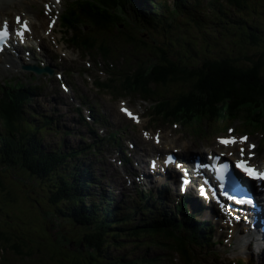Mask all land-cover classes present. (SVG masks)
<instances>
[{"label":"rangeland","instance_id":"374dc122","mask_svg":"<svg viewBox=\"0 0 264 264\" xmlns=\"http://www.w3.org/2000/svg\"><path fill=\"white\" fill-rule=\"evenodd\" d=\"M67 1L68 0H63V6L58 9L60 12L55 11V15L53 14V17L59 15V19L58 23H56L57 28L55 29V33L57 34L55 35V33H51L50 41L58 50L60 47L67 46L61 43V40L63 39L62 31H66L67 29L65 30L64 26L60 27L62 20L61 15L63 13L62 11ZM196 3L197 2L195 0H189L186 5L190 7L191 5H196ZM203 11H205V9H203ZM260 12L264 13L263 10L259 11V13L255 15L256 20L260 17ZM192 13V9L185 13L184 16H179V13L173 12V14H169L167 11H163V15L166 16V18L161 17V14H158L159 16L154 17L157 18L159 22L156 20H152V22L149 23V26L144 27V29L147 30L143 31L145 32L142 35L143 39H145V41L147 42H150L151 40H154V43L158 42V44L161 45L162 49H164V51L168 55H171V53L175 52L176 54L172 56V60L176 64L187 66H199L196 65L197 61L199 60L197 51H204L207 55L211 54L213 56H219L218 54H220L226 57L233 58L238 57V55L242 56V54L238 51H241L242 53L248 54V56L251 55L253 57H256L257 54L262 52V49L264 48V27L263 29H257L256 32L261 33V41H259L258 44H255L254 42L252 43L244 37L240 36L238 32L234 31L233 29L231 31V29L222 28L221 26H218L217 24H214L212 22L209 25V20L206 19L205 22L208 25H205L207 27L205 31L212 30L210 27L216 28L215 30L208 32L210 36L206 42V40L202 36L203 34H205V32L188 22V19H190V15ZM195 13L196 18L202 19L204 17V12L199 13L196 11ZM51 17H49V21L52 24H55L56 21ZM232 18H235V16H232ZM73 20L75 21V19ZM133 25L137 27V23L133 22ZM221 25L223 26L224 24ZM79 30L80 29L76 28L74 33L77 34ZM222 34L227 36L229 34H232L235 38H237V41L233 42L231 38H227ZM218 35H220V38L218 39L219 42L217 40ZM55 39H57V41ZM180 39L186 42V46H184V48L181 50L179 48ZM56 42L59 44H57ZM172 43L173 45H176L175 47L173 46V48H167L165 45H172ZM189 45H191L192 48ZM75 46L76 47L74 48H76L77 51H69L70 57L76 58L77 55L87 57L84 53L89 49V45L85 46V43L83 41L79 44H75ZM188 47H190V51L192 53L191 55L189 54ZM212 48H214L215 53L218 54L211 53L214 52L210 50ZM176 49L179 50L180 54L175 51ZM129 54L130 56L127 57V59L130 60H132L131 57L137 59L136 56L146 58L148 55H150L149 46L139 45L137 51L133 50L132 46ZM108 56L109 55L107 54L106 59H108ZM117 57H121V55L118 54ZM242 61L244 62L243 59ZM125 62L126 58H123L120 62H118L121 69L125 68ZM78 68H81V66H79ZM87 74H91V72H81L80 75L67 76V79L69 80L72 87L77 91V95H80L86 101H90L89 105H92L93 103V105H95L97 109L105 111L103 113L106 117L105 120L107 121V125H116L113 128L109 126V128L106 130V133L112 131L119 133V130L124 132L123 138L120 140L119 145H110L108 142L103 141L100 146L101 153H98V155L90 154L84 156L86 160L92 159V161L94 162V176L103 187V190L105 192L111 193L113 207H118L119 209L123 210V212H126L129 208L132 209L140 201L139 204L141 205V210L144 212H140V215H149L150 210L148 208L150 205H152V207L150 208H153L154 206L155 211L158 209L162 210L157 216L151 218L152 221L150 225L155 230H162L156 224L166 222L163 215L165 210L168 211V215L171 218H174L177 221L188 222L186 215L190 214L189 210L190 212L194 211L193 209H191L193 205H185L183 210L186 214L181 217L180 213H173L172 207H175V194L173 191L168 192L167 190H165V188H161L162 180L153 185L152 183H141V180H139V178L134 177V175L137 174L136 172H142L141 166H143V171L146 174H149L148 159L154 155V151H152V148L154 147V140L153 137H150V139H146V131L152 134L156 132L160 136L168 135L171 138L176 139L182 146L191 145L192 150L201 151L202 144L211 146L215 141V137L227 135L225 134V130L223 127L224 125H222L221 128H218L219 132L217 133H207L206 135L208 136V138L193 135L199 132L197 125H195L196 127H189L190 132L188 131V129L184 128V133L179 134V130L182 129L180 126H174L173 123H168L166 125L164 124V126H161L163 122L160 118L155 119V122L157 121L158 123L153 124L149 122L147 128L146 123L149 120L145 115V111H147L151 107V105L155 103L153 101L145 103L142 100L138 99L140 98L139 96H130L132 106L135 107L136 110L144 116L142 123L139 126H135L131 121L124 119L118 113V103L115 102L118 99H116L115 96L112 97L110 91L101 90L100 92H93L90 85L84 83V80H86L85 76ZM13 79H19V75L3 74L1 76L0 83L3 84L5 83V81ZM25 80L27 81V79ZM25 83H31V80H28ZM36 84H39V87L43 88V90L40 91V93L43 94V97L37 100V102L41 104L43 110L38 111L41 113H44L46 110L67 112L66 118L68 122L63 124L61 128L67 130L70 129L71 132H74L75 138L68 139L71 141V143L75 142L76 144H78L76 148L74 147L75 149H77L78 147L89 145L93 142V138H95V141H98V139L103 137V135L100 134L101 127L103 126H100L99 122L93 131L87 128L84 123L79 124L80 114L77 112L79 111L78 107H76V105L70 101V97L68 96L69 94H66L63 91L60 92V90H58V84L55 81L50 82L45 86L40 79V81H37ZM172 85L174 86L170 88L169 92L165 91L167 89V86H159L158 89L160 90V95L166 96L167 94H174L175 92L181 90L182 86L179 87L178 83ZM80 90L82 91V93H80ZM136 94H139V91H136ZM126 99L124 100L126 101ZM35 103L36 100L34 104ZM80 110L83 111L82 114L84 115L85 110ZM160 110L161 109H158V111ZM150 112L151 109L149 110V113ZM151 114L153 113L151 112ZM230 118L227 116L226 123L231 122L229 121ZM255 118L256 117L253 116L254 122ZM153 126H158V128L155 130L149 128ZM231 127L235 128L236 135L249 134V142H255L258 145V149L264 151V148L263 146L261 147L260 142L262 138L261 135L253 134L248 130L240 131L242 129L235 123H233ZM194 130L197 133H195ZM260 132L263 133V131ZM83 138H87L89 142H83ZM165 139L167 142L165 146H167V144L170 145L169 140L167 138ZM60 141V136L51 135L47 137L46 140L43 139V141L41 142V146L46 148H48L49 146L56 147L60 144ZM129 143H133V145H135V148L133 150H131V145H129ZM5 147L6 145L3 142H0V148L2 149L3 153L4 150H6ZM53 152L55 153V150ZM12 156L15 158L14 154H12ZM51 156L53 155L50 150L48 152V156H44V158ZM13 157L9 158L13 159ZM140 158L143 159V164L141 161L142 165L137 163L138 161H140ZM30 159L37 160L34 167H31L30 162L26 159L18 161L24 163V167H21L23 170H25L27 166H29L31 168V171L33 170L34 172H36L39 177H34L33 175H31V171L30 173L28 171H25L26 173L19 171L2 172L5 167L3 164L0 165V231L4 233L3 236L0 237H7L5 233H7L8 231L11 233L14 232L12 233L14 234L13 240L16 236L19 241L21 240L31 242L33 245V251L40 248L44 259L43 264H58L63 258L59 257L60 251H54V247L58 248L62 244H67L68 241L72 242L74 238H77L76 234L79 235V232L82 235L86 233H93V231L89 228L90 225L88 222L84 223V225H81V227L77 225V223H79V214L72 210L76 208L73 207L71 203H69L68 195H66L65 192H59L58 189H60V187L57 188L55 186H52V179H50L52 176H49V174L56 171L57 165L55 168H50L46 165V163H42V159L37 156H34ZM80 160L84 161L82 158H80ZM121 161H123V164L121 163ZM114 168L117 169L118 174L116 170H114ZM62 170H64V168ZM44 172H46V175H44ZM119 175H123L122 177L129 179V181L123 182V180L120 179ZM28 176L34 179L38 184L35 185L33 182H31V179L26 180ZM148 178V181H150L151 178L149 176ZM52 191L53 194L54 191L57 192L58 200L62 202L54 203L49 200L48 197L52 194ZM142 198L148 199L150 200V202L146 204L144 200H142ZM188 206L191 207L189 210L187 209ZM71 215L76 216L72 217L73 219H70ZM200 218L204 220H211V217L208 216V212L204 213V215H201ZM127 223V221H122L121 228L127 230ZM109 225L111 226V224ZM114 225L120 226V223H115ZM217 228L218 230H221L223 229V226H218ZM144 233L135 234L133 232H125L123 235L118 233L117 238H114L116 234L113 237L108 235L106 242L100 246V249H97L90 245L85 246L82 242H79L77 248L81 251V255H79L81 256L80 260L83 261V264H87L88 261V264H103V262L105 264H113L114 259L122 257L128 258V260L139 258L146 259V257L144 256L146 253L143 252V250H147L148 252H150L149 254H152L153 259H156L155 264H175V262L170 258L175 257L176 259L178 257V252L174 251L173 255L165 252L162 247L152 244L157 241L156 237L150 240L148 237H146L148 234L145 231ZM45 237L48 240V243L52 246L51 248L45 247L43 245V238ZM138 237L142 238L140 239ZM50 240L53 244H51ZM150 241L152 243H150ZM116 242L120 243L122 247L117 248L114 245V243ZM136 244L140 245L141 248H138ZM189 248L193 251L195 250L194 245L190 246ZM200 250L204 251V248H201ZM25 251L27 252L26 249ZM88 251L93 253V256H89V254L87 253ZM21 254L22 253L18 249L11 248L3 251L2 249H0V264H33L31 260L27 262L28 258H25L26 255L23 256V254ZM94 255L100 257L99 260L102 262H98V260L94 259ZM48 256H51L52 260H50ZM183 257L187 261H185L187 264L198 263L197 260L193 261L190 256ZM37 258H35V261L37 260ZM208 259L209 257L206 256L203 261L205 263H208ZM218 259H220V256ZM222 259L228 260L230 258L227 255H224ZM70 261L73 260L70 259ZM219 262H222L221 259L219 260ZM74 264L77 263L74 261Z\"/></svg>","mask_w":264,"mask_h":264},{"label":"trees","instance_id":"16d2710c","mask_svg":"<svg viewBox=\"0 0 264 264\" xmlns=\"http://www.w3.org/2000/svg\"><path fill=\"white\" fill-rule=\"evenodd\" d=\"M228 3L231 10L235 11L236 17L233 19L229 16V13L225 11L223 5L217 7V12L220 14L218 19L220 21L222 20L221 23H231L224 26V28L231 29V31L233 29L238 32L240 36L252 43L254 42L255 44H258L259 41H261V33H257L256 31L257 28L258 30L263 29L264 26L256 28V24L251 20V18H254L252 15L253 11L250 10L252 8V1L229 0ZM77 5L78 8H73L74 12L73 10L70 11L69 15H74L76 22L81 24L88 23L91 25L92 29L94 28L101 31L103 34H106V28L117 26L119 22L115 10L112 8H110V10L109 8L107 9L102 1L82 0L81 4L78 3ZM82 6L83 10L81 9ZM144 8L145 11L149 12V15L153 14V19H155L154 17L159 16V7L156 3L149 7L145 4ZM259 8L264 9L263 2H260V5L255 9ZM81 11L84 13H81ZM231 14L233 13L231 12ZM69 15H66L68 17L67 22L71 25L72 23L69 21ZM192 21L196 26L201 25L200 20L198 19ZM222 35L231 38L233 42L237 41V38L233 37L232 34H229V37L224 34ZM209 36L210 35L208 34L207 37L204 35L203 38L206 42ZM131 38L135 41H138L139 39L141 40V37L133 38L132 36ZM219 38L220 35H218L217 40ZM103 39H106L107 43L109 42L107 36L103 37ZM73 40H76V37H73ZM142 40L144 41H138L137 43L142 46H150L149 51L153 57L149 59L141 58L139 62V73L135 79L129 78L126 81L127 85H124L121 88H115L117 92L139 91L144 92L143 94H146L147 96L154 97L157 95L158 98H160L159 100H161L158 108L161 110L158 111L157 114L160 118L165 120H176L177 122L180 121L184 124H189L199 123L207 119L212 123L224 125L227 116L229 118L241 117V120L246 122L247 120L253 121L254 116L256 117L255 122L257 124V126L254 127L264 128V48L256 57L251 55L248 56V54L238 51L242 56L238 55L236 58L226 57L215 53L214 48L210 49L214 51L211 53L218 54L219 56H213L211 54L207 55L204 51L201 52L196 50L199 59L196 65L199 66H187L176 64L172 60V56L176 53L173 52L171 55H168L158 42L154 43V40H151L150 42L145 41V39ZM96 41L97 39L94 40V42ZM179 42V48L181 50L186 46V42L181 39ZM121 44L124 47L127 43L123 42ZM165 45L167 48H173V46H176L173 45V43L172 45ZM189 46L192 48L191 45ZM190 47H188V50L191 55ZM175 51L180 54L178 49ZM152 58H155L157 61L154 63ZM150 60L155 66H150V68H148V62ZM175 83H178L179 87L182 86L180 91L175 92L174 94H167L166 96H161L158 93L157 89L159 86H167L165 91L169 92L170 88L174 86L172 84ZM31 95L32 92L28 89H24L23 93H13L9 91L5 95L6 97L3 102L0 104L1 110L5 113V117L10 120L8 123L15 129H19L22 134L21 140L17 139L15 134L13 137H6V142H4L6 150H4V153L0 148V165L3 164L7 170H23L21 167H24V163L20 161L26 159L30 162L31 167H34L37 160L30 159L34 156L41 158L42 163H46L50 168H55L57 165L56 171L49 174V176H52L50 178L52 179V186L57 188L60 187V189H58L59 192H65V194L68 195L69 203L76 208L72 210L79 214L78 225L86 222L92 223L96 216L92 211L88 210L86 206H83V203L87 202L89 197V185L93 184V181L89 178L90 172L88 169L80 170L78 167V170H73L76 175L75 177L72 172L66 168V165L72 160L70 157L76 158L82 153L75 154L72 152L65 158L57 159L59 155L64 154L59 150H55V153H52L53 156L44 158V156H48V151L46 147L41 146V142L46 138L45 134L58 131V125L52 123L54 121L51 118H47L48 115L43 116L38 112L28 111L25 108L27 101L24 100H30ZM17 102L19 103L17 104ZM19 108L23 114L24 112H28L32 121H29V119H26L21 115ZM8 109H12V111H8ZM21 123L27 128L26 131L20 130L19 125ZM26 123L28 125H26ZM29 133L31 135L30 137ZM33 133L35 135H33ZM37 135H41L43 139H38ZM24 153H26V155ZM12 154L15 155V158ZM9 157H13V159H10ZM63 168H65V170H62ZM23 171H28L30 173L31 168L27 166ZM30 174L34 177H39V175L33 170ZM44 175H46V172H44ZM48 198L54 203L61 202L58 200V194L56 191H54V194L52 191V194L49 195ZM149 202L150 200H147L146 204ZM150 207L151 205L149 208ZM103 208L106 224H100L97 226L94 233H87L81 238L85 246L90 245L100 249V246L106 242L105 237L107 235L104 232L110 228H112L113 231H116L114 238H117L119 231L121 233L128 231L122 229L121 225H114L115 222L120 220L116 217L118 215L115 209L110 207L106 208L104 205ZM161 211L162 210L160 209L156 211L150 210V214H145L143 217L146 221H152L151 218L157 216ZM142 213L144 212L142 211ZM163 215L166 222L156 224L162 230H155L151 225L147 224L129 231L135 234L144 233L145 231L148 235L157 238V245L162 247L164 251H168L171 254L176 251L180 253L181 258H184L183 255L192 258V253L196 250L193 251L189 247L192 245L201 246L202 240H205L207 236L206 230L209 229L208 224L198 220H195L194 222L179 223L178 221H175L174 218H170L169 215L165 214V211ZM75 216L76 215H73V217ZM113 218L116 219L114 220ZM105 219L102 218V221H105ZM188 220L190 221L191 218H188ZM109 224H111V226ZM180 227H183V229H180ZM7 233H5L7 237H0V249H2V251L11 248L18 249L24 256L26 255L25 258H28L27 262L34 259V256L38 255L43 259L40 248L33 251V245L31 242L19 241L16 236L13 242L12 238L14 234L12 233L14 232ZM202 233H206V235L202 237V235H200ZM3 234L4 233L0 231V236H3ZM16 238L18 243L15 241ZM78 244L79 243H77V245ZM77 245L72 246V242L68 241L67 244H62L58 247L57 249L59 250L55 249L54 251H60L59 257L63 258L58 264H74V261L77 264H83V261L80 260L81 256H79L81 255V251L77 248ZM114 245L118 247L120 246V243L116 242ZM48 257L52 260L51 256ZM70 259L73 261H70ZM152 261L153 259H149L146 260L145 263L151 264ZM36 262L44 263L43 260H38ZM98 262L101 261L98 260ZM88 263L89 261L87 264ZM113 264L115 263L113 262ZM130 264H138V262H131Z\"/></svg>","mask_w":264,"mask_h":264},{"label":"bare ground","instance_id":"6f19581e","mask_svg":"<svg viewBox=\"0 0 264 264\" xmlns=\"http://www.w3.org/2000/svg\"><path fill=\"white\" fill-rule=\"evenodd\" d=\"M40 1H43V2H49L50 0H12V1H10V0H0V15H2V14H4V12H6V11H8L9 9H14V8H18V7H20L21 5H23V4H25V8H27V10H28V12L30 11V12H32L31 10L33 9V11H35V9H34V4H37L38 2H40ZM128 1H130L131 2V4H132V6L134 7V9H136V10H138V11H140V8H138V6H136V4L133 2V0H128ZM151 2H157V0H150ZM159 4V3H158ZM129 6V3L127 2V1H125L124 2V9H126L127 7ZM32 8V9H31ZM31 9V10H30ZM39 14V13H38ZM187 18H189V17H187ZM143 20L144 21H148V20H146L145 18H143ZM164 25V24H163ZM161 30H162V28H161ZM163 32V31H162ZM5 55H7V54H5ZM16 60V61H15ZM23 62H25L23 59H18V58H16L15 56H13V55H7V57H5V64H4V66H2V71H9V72H14V68H19L20 66H22V63ZM33 62H35V64H34V66H35V68L37 69V72H38V74L40 75L41 74V72L39 71V69H40V65L38 64V63H36L37 61H34V59L32 60V64H33ZM11 65V69H8L7 68V65ZM3 73H5V72H3ZM12 89V87L11 86H9V85H7L6 83H3V84H1L0 83V104L3 102V98H4V96L10 91ZM24 101H27V103L25 104L26 106H30V105H33L34 104V102H35V100H24ZM19 102H17V104H18ZM20 109V108H19ZM8 111H12V109H8ZM2 115L3 114H5L4 112H3V110L0 112ZM20 113H21V115H23L26 119H29V121L31 120L32 121V118H31V116H30V114L28 113V112H24V114H23V112H21V109H20ZM11 115V114H10ZM33 115V114H32ZM206 121H208L207 119H205ZM226 121H227V118H226ZM226 121H224V130L225 131H228L230 134H234L235 133V128L234 127H231L232 126V124L233 123H235V124H237V125H239L240 126V128L242 129V130H240V131H244L245 130V128L247 129V130H249L251 133H253V134H256V135H261V136H264V133H261L260 131L261 130H263L262 128H258V127H254V126H257V124H256V122H254V121H252V120H247V122L246 121H242L241 120V117H234V118H230L229 119V121H231V122H229V123H226ZM245 122V123H244ZM111 123V122H110ZM109 123V124H110ZM208 123H211L210 124V128L211 129H213V130H216V129H218V128H221V126L218 124V123H212L211 121H208ZM247 126V127H245V126ZM19 128H20V130H23V131H26V127L23 125V123H21L20 125H19ZM219 130V129H218ZM232 130H233V132H232ZM16 135V137H17V139H19V140H21L22 139V135H21V133H20V131H19V129H15L13 126H11L8 122H5V120H4V118H1L0 119V137H7V136H10V137H13V135ZM172 142L173 143H175V142H177V140H172ZM60 144L59 145H57L56 146V148L59 150V151H61L64 155H59L58 157H57V159H62V158H65L68 154H70L74 149H71V150H69L68 151V148L66 147V145H64L61 141L59 142ZM252 144H256L255 142L254 143H252ZM257 145V144H256ZM161 148H163V144H162V142L160 143V145H159ZM237 145H233V146H230V145H227L226 147H227V149H228V151L227 152H236V150H235V147H236ZM240 146L241 147H243V145L242 144H240ZM251 146H253V145H251ZM263 146V148H264V144H261V147ZM160 147H157L158 149H161ZM51 150V153H53V151L55 150V148L53 147V146H49L48 148H47V151L49 152ZM68 151V152H67ZM81 151H83V150H81ZM264 152V151H263ZM66 153V154H65ZM74 153L75 154H77L75 151H74ZM25 155H26V153H24ZM155 156V155H154ZM187 156H188V154H187ZM28 157H29V155H28ZM159 158L161 157L160 155L158 156ZM182 157H184V156H182ZM195 157H197V156H195ZM72 160H73V158L72 157H70ZM142 161V164H143V159H141L140 158V162ZM165 163V165H163L162 166V164H161V166L163 167V168H166L168 165H166V162H164ZM160 169V168H159ZM155 180L157 181V178H155ZM124 181H126V180H124ZM174 182H175V180H174ZM115 211H116V208H115ZM114 211V212H115ZM217 217V222H221V219L218 217V216H216ZM222 222H223V218H222ZM243 234H244V232L243 231H241ZM9 233V232H8ZM7 233V234H8ZM200 235H202V237L204 236V235H206V233H202V234H200ZM10 236V235H9ZM238 239H239V241H242L243 242V239H241V237H239L238 236ZM15 241H17L16 239H15ZM75 242H77V241H75ZM16 243V242H15ZM6 247V246H5ZM22 255V254H21ZM24 256V255H23Z\"/></svg>","mask_w":264,"mask_h":264},{"label":"snow or ice","instance_id":"6c2138e0","mask_svg":"<svg viewBox=\"0 0 264 264\" xmlns=\"http://www.w3.org/2000/svg\"><path fill=\"white\" fill-rule=\"evenodd\" d=\"M17 22L19 23V20L17 19ZM24 30L26 31L27 28L25 27ZM22 32H18L17 35L18 36H22ZM8 35V32L6 30V26H5V31L0 32V39H2L3 37H6ZM122 111L125 112L126 115L129 116L130 119L136 120V117L134 115H132V113L127 112V110L122 109ZM243 142V141H240ZM221 143L224 144H230V143H235V141H230V140H222ZM241 154H243V149H241ZM227 168V165L225 166ZM236 168L240 169L241 172H243L247 177L253 179V180H257V181H264V172H258L256 171V169L249 167L245 162L241 161L238 162L235 165ZM250 203V201H249Z\"/></svg>","mask_w":264,"mask_h":264}]
</instances>
